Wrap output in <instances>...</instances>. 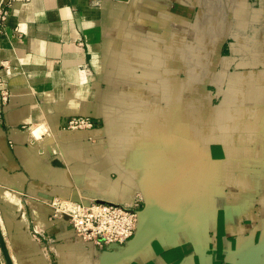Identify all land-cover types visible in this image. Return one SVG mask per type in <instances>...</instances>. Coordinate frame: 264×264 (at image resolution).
<instances>
[{
	"label": "crops",
	"instance_id": "crops-1",
	"mask_svg": "<svg viewBox=\"0 0 264 264\" xmlns=\"http://www.w3.org/2000/svg\"><path fill=\"white\" fill-rule=\"evenodd\" d=\"M2 2L0 191L24 183L21 212L0 195L13 264H234L264 243V0ZM77 117L100 141L58 130ZM138 197L118 247L89 251L51 218L54 198Z\"/></svg>",
	"mask_w": 264,
	"mask_h": 264
},
{
	"label": "built area",
	"instance_id": "built-area-1",
	"mask_svg": "<svg viewBox=\"0 0 264 264\" xmlns=\"http://www.w3.org/2000/svg\"><path fill=\"white\" fill-rule=\"evenodd\" d=\"M8 10L0 4V34L5 29ZM8 92L3 89L1 98L5 100ZM96 123L89 118L77 117L63 119L59 127L65 130L93 129ZM51 218L61 220L68 227L71 239L87 248L104 250L122 246L129 241L138 229L140 214L143 212L140 197L130 206L113 203L83 202L76 199L54 198L50 201Z\"/></svg>",
	"mask_w": 264,
	"mask_h": 264
},
{
	"label": "rangeland",
	"instance_id": "rangeland-1",
	"mask_svg": "<svg viewBox=\"0 0 264 264\" xmlns=\"http://www.w3.org/2000/svg\"><path fill=\"white\" fill-rule=\"evenodd\" d=\"M68 132V131H67ZM86 132V133H85ZM90 133V134H89ZM104 133V129H96L95 131H89V132H87V131H81L80 133H76V132H73L72 134H77V135H84V136H86L85 137V139H87V138H91V139H93V138H98L99 140L98 141H100V139L102 138V134ZM97 145H100V143L99 144H97ZM31 147V146H30ZM29 147V148H30ZM96 148H98L99 149V147H96ZM48 156H52V154H49L48 153ZM54 165V166H59V162L56 160V158H55V156H54V154H53V156H52V158L50 159V165ZM52 167V166H51ZM53 168V167H52ZM0 171H3V170H0ZM3 173L4 174H6V175H11V174H8L7 172H5V171H3ZM37 176H39V175H37ZM2 179H5V181H7L6 180V178H2ZM8 182V181H7ZM25 182V181H24ZM9 183V182H8ZM12 184V183H11ZM24 184V183H23ZM23 184L22 185H14L13 184V186L15 187V188H17V192L15 191V192H13V191H9V192H11V194H12V196H13V198L14 199H17V200H19V193H20V191H21V189H22V187H23ZM37 184L38 183H30L28 186H29V191L30 192H35V188H37ZM4 190H6V189H4ZM25 194V193H24ZM22 198H25V196L23 195V196H21ZM142 201V200H141ZM142 207L144 208V206H143V204H142ZM15 210H17V211H22V206H21V204H20V202H19V206H18V208H16ZM1 220V219H0ZM0 223H1V221H0ZM0 231H1V229H0ZM1 234H2V232H1ZM3 236V235H2ZM3 240H4V238H3ZM43 243H45V244H47L48 246H52L53 244H56L55 243V241H54V239L53 238H48V237H45V239H42L41 240ZM4 242H5V240H4ZM31 242H35L32 238H31ZM5 246H6V248H7V245H6V243H5ZM7 251H8V248H7ZM8 255H9V252H8ZM9 257H10V255H9ZM44 257H45V255H44ZM10 260H11V258H10ZM11 263H12V260H11ZM23 263V262H22ZM0 264H7V262H6V259H5V256H4V254H3V252H2V249H1V246H0ZM13 264V263H12ZM17 264V263H16ZM59 264H63V263H59Z\"/></svg>",
	"mask_w": 264,
	"mask_h": 264
},
{
	"label": "water",
	"instance_id": "water-1",
	"mask_svg": "<svg viewBox=\"0 0 264 264\" xmlns=\"http://www.w3.org/2000/svg\"><path fill=\"white\" fill-rule=\"evenodd\" d=\"M0 246H1L2 252L5 256L7 264H12L10 257L8 255V251H7V248L5 246V242L3 240V236L1 234V231H0ZM113 247H115V246H113ZM116 247H118V246H116ZM260 254H264V243L255 245V246L243 251L239 255L237 261L234 264H251V262Z\"/></svg>",
	"mask_w": 264,
	"mask_h": 264
},
{
	"label": "bare ground",
	"instance_id": "bare-ground-1",
	"mask_svg": "<svg viewBox=\"0 0 264 264\" xmlns=\"http://www.w3.org/2000/svg\"><path fill=\"white\" fill-rule=\"evenodd\" d=\"M216 1H218V3H225L226 2V0H216ZM59 131H88V130H90V129H85V130H65V129H58ZM96 130V129H95ZM94 131V130H93ZM46 136V135H45ZM78 137V136H77ZM85 137L86 136H83L82 137V139H85ZM0 195H4L5 197L7 196L10 200V202H11V200H12V203L13 204H11V205H13V206H17V204L19 203V200H17V199H14L13 198V196H12V194L11 193H4L3 191H0ZM50 208H51V210H52V207L50 206ZM140 216H141V214H140ZM1 221V220H0ZM76 244H78V245H82L83 247L85 246L84 244H82V243H80V242H78V241H76L75 242ZM89 251H93L94 249H92V248H89L88 249ZM94 252V251H93Z\"/></svg>",
	"mask_w": 264,
	"mask_h": 264
}]
</instances>
